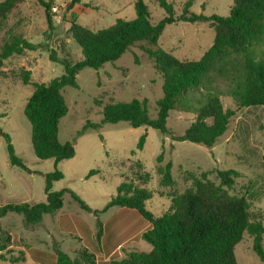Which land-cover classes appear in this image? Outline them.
I'll return each mask as SVG.
<instances>
[{
  "label": "rangeland",
  "instance_id": "rangeland-1",
  "mask_svg": "<svg viewBox=\"0 0 264 264\" xmlns=\"http://www.w3.org/2000/svg\"><path fill=\"white\" fill-rule=\"evenodd\" d=\"M45 1L51 5L52 28L39 0L19 4L0 26V47L13 36L41 46L36 51L11 57L1 68L0 127L10 137L16 155L28 169L11 164L8 142L1 136V206L46 202L45 175L54 172L56 167L53 159L39 160L34 153L32 128L25 108L35 87L23 83L24 71L31 72V83H49L64 74L61 64L50 61V51L73 63L82 60V50L69 30L72 13L77 14L78 23L94 31L108 28L119 19L137 18V0H82L72 9L69 8L71 0ZM167 1L179 15L188 0ZM143 2L151 11L154 24L164 19L165 10L154 0ZM234 2L194 0L190 11L209 17H227ZM214 38L215 31L207 22H177L166 26L158 44L179 60L197 61L212 46ZM146 45L145 42L137 43L119 59L98 70L83 69L77 75L78 88L63 89L68 113L60 121L59 140L72 143L76 151L73 158L57 165L63 179L53 184V191H68L63 196V207L54 214L45 215L34 227L20 214L0 219V230L12 232H0V247L6 257L0 258V264H55L54 247L78 264H89L83 260L84 252L94 256L95 264L120 261L132 251L151 252L152 246L142 238L151 225L137 211L113 207L102 213L121 183L136 181L145 173H149L150 180L143 187L153 194L146 207L154 217H159L170 208L173 193L181 194L191 187L192 176L200 177L207 172L210 180L219 183L218 170H236L239 177L230 193L245 197L250 203L253 220L261 221L264 226V108L239 107L227 95L221 79L215 77L213 85L223 91L224 108L235 114L227 132L211 148L175 140L195 121L194 113L172 111L167 120L169 134H162L150 126L133 128L127 122L103 123V109L107 105L133 100H146L150 117L157 118V102L163 97V78L143 50ZM257 52L264 57V47ZM199 94L200 91L196 96ZM89 123L98 127H87ZM143 136H146L144 146L138 149ZM161 154L164 160L159 164ZM167 163L172 164L173 187L160 185L158 167ZM91 172L95 174L90 176ZM72 194L91 211L82 209ZM100 229L102 236L98 239ZM22 253V261L10 262L11 257H19ZM235 256L238 264H264L253 251V237L249 234L236 245Z\"/></svg>",
  "mask_w": 264,
  "mask_h": 264
},
{
  "label": "trees",
  "instance_id": "trees-1",
  "mask_svg": "<svg viewBox=\"0 0 264 264\" xmlns=\"http://www.w3.org/2000/svg\"><path fill=\"white\" fill-rule=\"evenodd\" d=\"M26 0H4L0 3V26L9 14ZM45 7L49 26L51 5L39 0ZM82 0H71L69 8ZM166 12L159 23L152 22V13L143 0L135 3L137 18L131 21L119 19L112 26L94 31L78 23L77 14L72 13L70 34L82 50V60L73 63L61 59L50 51V61L61 64L64 74L49 83H31L30 71H24L25 85H33L35 90L28 99L25 116L32 128L31 141L39 160L53 159L55 171L45 175L46 202L8 203L0 205V219L8 214H20L25 222L34 227L47 214H54L63 207V196L68 191H53V184L63 179L57 165L75 156L74 145L59 140V124L68 113L63 96L65 87L78 88L77 75L85 68L100 69L113 62L137 43L145 42L143 50L154 63L155 70L163 78V97L157 102V118L149 115L147 101L115 102L103 109V123L127 122L133 128L150 126L162 134H169L167 120L170 113L181 110L196 115L195 121L185 134L176 141L213 147L228 130L235 112L225 109L221 100L223 91L213 81L221 79L225 83L227 95L241 108H264V57L257 50L264 47V0H235L230 15L206 16L190 11L194 0L185 3L181 14L177 15L173 5L167 0H154ZM177 22H207L215 31V38L209 50L197 61L179 60L173 54L159 47V39L166 26ZM41 48L21 36L6 39L0 47V72L5 61L26 51ZM136 62L139 60L136 58ZM216 77V78H215ZM208 84V86H206ZM200 91L199 97L196 93ZM100 104L99 101L96 102ZM87 127L97 128L88 124ZM8 142V155L12 165L28 170L11 144L10 137L0 127V137ZM146 136L141 137L138 149H142ZM163 154L158 163L163 162ZM162 187H173L172 164L158 167ZM95 174L91 172L90 176ZM219 183L208 178V173L200 177L192 176V185L181 194L170 196L171 205L159 217L147 209L146 203L153 194L143 187L150 180L145 173L136 181H125L117 188V193L107 204L137 211L151 228L142 238L152 246L149 253L132 251L128 257L111 264H238L235 247L245 234L253 237V251L264 263L263 234L261 221L253 220L250 203L245 197L232 195L239 172L236 170L217 171ZM140 181V183H138ZM72 197L82 209H91L76 195ZM101 227V223L99 224ZM102 230L98 231V239ZM0 258L5 259L0 247ZM55 264H78L61 249L54 247ZM93 255L83 253V260L95 264ZM23 260L11 257L10 262ZM38 264V263H37Z\"/></svg>",
  "mask_w": 264,
  "mask_h": 264
},
{
  "label": "crops",
  "instance_id": "crops-1",
  "mask_svg": "<svg viewBox=\"0 0 264 264\" xmlns=\"http://www.w3.org/2000/svg\"><path fill=\"white\" fill-rule=\"evenodd\" d=\"M8 215H9V214H8ZM8 215H7V216H8ZM1 231H4V232H7V233H10V234H12V232H8V231H6V230H3V229H1V230H0V232H1ZM13 234H14V233H13ZM0 235H1V233H0ZM0 253H1V252H0Z\"/></svg>",
  "mask_w": 264,
  "mask_h": 264
}]
</instances>
